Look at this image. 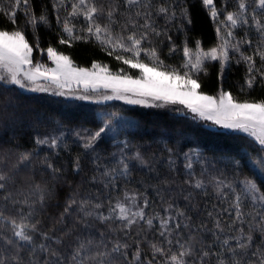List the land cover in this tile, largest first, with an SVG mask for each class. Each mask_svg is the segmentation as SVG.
Here are the masks:
<instances>
[{
    "label": "snow or ice",
    "instance_id": "snow-or-ice-1",
    "mask_svg": "<svg viewBox=\"0 0 264 264\" xmlns=\"http://www.w3.org/2000/svg\"><path fill=\"white\" fill-rule=\"evenodd\" d=\"M201 3L216 22L220 42L207 50L199 42L195 48L183 46L182 63L176 67L165 65L154 48L143 47L144 43H151L152 36L166 35L156 29L153 17L175 21L174 2L163 0L154 7L152 0H55L53 7L61 23L60 44L95 40L110 56L123 52L126 55L117 54L115 59L129 69L139 70V75L132 76L123 67L116 73L98 63L90 69L76 67L55 48L41 49L38 43L34 46L16 25L17 11L22 12L26 26L34 30L41 24L47 25L48 16L44 13L37 16L32 0H9L7 7L0 0V13L14 26L11 31L0 29V89L3 91L51 92L89 100L94 98L91 93L104 90V100L119 99L152 107L182 105L176 111L191 114L192 120L246 133L259 146L254 148L257 157H249L251 175L242 179L236 172L239 161L233 162V179H228L222 172L210 173L211 164L198 154L185 153L188 178L184 184L192 189L183 197L187 208H180L174 202H167L165 206L161 196V209L156 210L146 194L127 188L122 195L99 202L78 198L79 194L73 191L63 205V212L48 230L41 228L36 213L38 208H45L53 192L46 184L36 183L30 177L24 179L26 187L16 186L20 171L31 165L34 155L33 152L18 153L15 163L7 169L0 167V264H264V99L240 100L222 87L217 96H212L200 91L199 83L200 74L206 73L207 62L220 64L221 79L224 69L235 62L246 67L241 91L245 87L264 88V0H251V3L237 0L232 11L227 10V0H222V9L217 7L216 0H201ZM69 5L71 10L67 11ZM61 8L66 10L62 21ZM77 18L84 21L79 28L72 23ZM179 18L182 25L191 23L187 7L179 9ZM237 28L254 30L257 40L253 42L247 34L237 38ZM33 35L38 39L35 31ZM167 39L171 41V36ZM244 46L250 53L242 51ZM35 50L46 51L55 66L48 68L34 63ZM176 50L175 44L169 47L170 54ZM142 55L149 63L141 59ZM233 57L238 58L233 60ZM108 90L111 95L107 94ZM77 91L81 94L76 95ZM11 103L9 100L8 104ZM106 130L116 131L112 119L105 120L103 127L95 132L85 129L75 135L84 141L86 150H94ZM62 135L37 136L35 143L55 148ZM118 143L122 147L116 168L103 164L99 155L93 160L94 174L90 181L100 182L106 189H115L120 177L131 178L132 161L141 166L148 163L139 150L127 156V141ZM5 158L0 153V164ZM194 159L201 164L200 175L194 170ZM44 167L54 180L62 174L48 158ZM168 168L175 169L171 156ZM73 170L77 174L82 171L79 157L73 163ZM196 190L207 201L214 196L215 202H195ZM73 212L85 230L93 228L95 225L90 221H94L107 226L108 232L114 235L109 239L105 233L96 236L70 228H60L58 235L57 225L63 224L64 217L72 216ZM193 216L202 217L201 222L195 223ZM207 236L211 242L205 239Z\"/></svg>",
    "mask_w": 264,
    "mask_h": 264
},
{
    "label": "trees",
    "instance_id": "trees-1",
    "mask_svg": "<svg viewBox=\"0 0 264 264\" xmlns=\"http://www.w3.org/2000/svg\"><path fill=\"white\" fill-rule=\"evenodd\" d=\"M38 0H32L37 16L44 13L48 16L47 25H39L35 30L26 26L22 12L17 11L16 25L23 30L29 43L34 46L38 43L41 49L49 46L57 52L67 55L78 67L89 68L94 63L105 65L110 71L116 73L123 67L125 72L132 76L139 75V70L129 69L122 61H117L115 55H126L123 52H114L112 56L95 40H77L69 45L59 43L62 35L61 23L57 21V11L53 7L55 0H44L40 6ZM163 0H152L153 6L162 3ZM175 3L177 7V19L166 22L161 16L154 15V26L161 33L159 37L152 36L151 43H144L145 48H154L159 59L165 65L178 67L182 63V48H195L197 42L205 49L216 46L220 41L216 32V22L213 21L208 11L204 8L201 0H168ZM5 7L9 0H2ZM251 3V0H249ZM217 7L222 9V0H216ZM237 6V0H227V10L232 11ZM187 7L191 23H183L179 18V9ZM70 5L67 11H70ZM251 10V9H250ZM66 15V10L61 8L59 16L61 21ZM223 19V15L221 16ZM264 19V16H262ZM77 28L83 25L82 18L72 21ZM14 26L6 17L0 13V29L13 30ZM34 31L38 39L33 35ZM247 37L253 42L257 40L254 30L237 28V38ZM171 36V41L167 36ZM65 38L67 35L64 34ZM175 44L176 51L169 53V47ZM246 54L250 53L247 46L242 48ZM40 51L35 50V57ZM238 57H233V60ZM141 59L149 63V60ZM259 65V61H257ZM206 73H201L199 83L200 91L208 95H216L221 87L231 91L240 100L264 99V88L254 87L252 89L241 88L245 84L246 67L244 63L233 62L226 67L223 78L220 77V64L216 61L206 63ZM13 87V86H12ZM15 88V87H13ZM12 103L9 105L8 101ZM88 103H77L63 101L59 98L47 95L26 93L16 89L14 92H6L0 89V153L5 155V160L0 167L7 169L10 164L15 163L16 155L21 152H33L31 165L20 171L17 177V187H26L24 179L33 178L36 183L46 184L53 192V198L44 209H37L36 218L41 221V228L48 230L55 223L56 218L63 212V205L69 195L76 191L78 198H88L97 202L106 200L109 197L122 195L125 188L138 190L146 194L148 199L154 202L156 210L161 209L163 196L165 206L167 202H174L180 208H187L183 197L192 189L184 184L187 177V170L184 167V154H198L204 161L211 164L209 172L216 174L222 172L228 179H233V162L239 161V168L236 172L243 176H250L252 164L249 157L256 158L254 148L259 147L255 142L242 133L229 132L223 129L209 127L203 121L192 120L190 114L178 112V107H146L139 105L107 104L100 107ZM100 109H107L105 112ZM118 112V116L111 114ZM112 119L116 131H107L94 145V150H86L83 147L84 141L78 138L75 133L95 132L103 127L105 120ZM61 136L59 146L52 148L49 145H37L35 137L49 135ZM127 141L129 148L125 149L128 157L139 150L144 159L148 162L141 166L138 162L132 161V176L130 179L120 177L117 180V187L104 188L100 182L90 181L94 174V158L99 155L101 162L110 168L117 167L120 156L118 142ZM169 149L171 152H169ZM116 154L115 156L113 154ZM175 161V169L168 168V158ZM79 157L82 171L76 173L73 170V163ZM45 158H48L55 167L61 169L62 174L53 179L50 171L44 167ZM194 170L200 175L202 168L197 160H193ZM242 169V174L240 173ZM103 171V169H101ZM99 175V173H95ZM167 181V183H165ZM183 190V191H181ZM211 190V188H210ZM159 191V195H158ZM196 190L193 195L195 202L199 204L215 202V197L207 201L198 194ZM151 211V209H149ZM193 215V213H189ZM201 218L193 216L195 223L199 224ZM79 217L75 212L72 216L64 217L63 224L57 225V234L60 228L75 229L79 232H91L99 236L105 233L109 239L112 233L108 232L107 226L98 222L94 227L85 230L79 224ZM206 222V221H205ZM118 226V225H115ZM211 242V237H205ZM257 240L259 236L257 235Z\"/></svg>",
    "mask_w": 264,
    "mask_h": 264
},
{
    "label": "rangeland",
    "instance_id": "rangeland-1",
    "mask_svg": "<svg viewBox=\"0 0 264 264\" xmlns=\"http://www.w3.org/2000/svg\"><path fill=\"white\" fill-rule=\"evenodd\" d=\"M38 4L40 6L44 5V0H38L37 1ZM221 19V17H220ZM222 20V19H221ZM65 55V54H64ZM67 56V55H66ZM33 62L36 63V62H39L45 66H47L48 68H52L54 67L55 65L53 64V62L51 60L48 59L47 57V54H46V51L45 52H40L38 54L37 57H35L34 55V52H33ZM146 63V62H145ZM75 65V64H74ZM101 67H104L105 65H102L100 64ZM76 66V65H75ZM78 67V66H76ZM80 68H83V67H80ZM86 68V67H85ZM92 68L89 67V69ZM112 72V71H111ZM114 73V72H113ZM182 74V73H181ZM15 87V86H13ZM20 90V89H18ZM20 91H23V92H26V93H34V94H41V95H47V96H50V97H54V98H59L63 101H67V102H72L73 104H77V103H88V104H93V105H97V106H100L103 108V106L107 105V104H111V105H118V104H124V105H139V106H146V107H152V106H148V105H141V104H130L128 103L127 101L125 100H119V99H112V100H104L102 97L103 95L105 94L104 93V90H101L99 93H91V95L94 97L93 99H89V100H80V99H76L72 96H58V95H54L52 94L51 92H33V91H26V90H20ZM81 94L80 91H77L76 95H79ZM107 94L108 95H111V91L108 90L107 91ZM218 94L214 95V96H217ZM213 96V95H212ZM98 107V108H100ZM165 107H178L179 109H182L183 106L182 105H168V106H165ZM101 111L105 112V110L107 109H100ZM116 116H118V112L116 111L115 112ZM191 115V114H190ZM204 122V121H203ZM210 122H205L206 125H209ZM211 128H214V129H223L225 131H229V132H237V133H242V132H238L236 130H232V129H226V128H223L222 126H219V125H214V126H211ZM242 134H245L246 136H248L246 133H242ZM249 137V136H248ZM251 138V137H249ZM252 139V138H251ZM253 140V139H252Z\"/></svg>",
    "mask_w": 264,
    "mask_h": 264
}]
</instances>
